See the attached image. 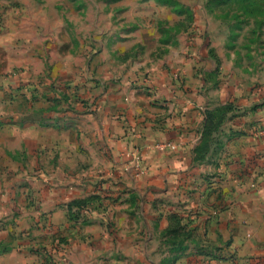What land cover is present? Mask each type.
I'll use <instances>...</instances> for the list:
<instances>
[{"label": "crops", "instance_id": "obj_1", "mask_svg": "<svg viewBox=\"0 0 264 264\" xmlns=\"http://www.w3.org/2000/svg\"><path fill=\"white\" fill-rule=\"evenodd\" d=\"M7 31L0 33V211L6 205L21 218L14 236L0 228L11 246L0 247V264H152L148 241L189 244L156 252L159 261L234 264L219 257L230 252L264 264L263 86L238 96L245 115L211 125L207 110L234 97L209 90L188 57L185 84L165 76L139 79L137 89L94 91L88 104L97 121L72 122L88 114L85 106L70 114L52 93L16 89L25 76L29 87L37 81L35 58L23 49L35 43ZM167 141L175 146L157 148ZM74 200L81 205L70 206ZM197 244L209 247L205 255Z\"/></svg>", "mask_w": 264, "mask_h": 264}, {"label": "rangeland", "instance_id": "obj_2", "mask_svg": "<svg viewBox=\"0 0 264 264\" xmlns=\"http://www.w3.org/2000/svg\"><path fill=\"white\" fill-rule=\"evenodd\" d=\"M7 29L19 42L30 38L35 43L23 51L24 56L29 51L35 58L37 81L29 87L31 81L24 84L25 76L16 89L52 93L55 103H63L62 109L70 114L76 112L78 103L85 106L88 114L75 115L69 119L72 122L97 121L88 104L94 91H120L126 85L137 89L134 82L139 79L165 76L185 84L181 65L188 57L194 59L193 68L209 90L234 97L223 100V105L215 102L213 108L223 107L228 122L248 110L236 101L242 94L252 87H264V0H0V33L5 30L7 35ZM16 71L20 74L25 69ZM58 105H53L54 111L60 112ZM20 218L5 205L0 211V228L14 236ZM39 218L43 221L45 215ZM0 239L3 251L11 247ZM39 243L43 241L35 244ZM187 244L148 241L144 250L152 264H176L171 256L161 261L153 257L160 250L187 249ZM195 246L199 255L209 248ZM229 254L223 252L219 257L234 264H251L248 258ZM186 258L183 264H209L206 257Z\"/></svg>", "mask_w": 264, "mask_h": 264}, {"label": "trees", "instance_id": "obj_3", "mask_svg": "<svg viewBox=\"0 0 264 264\" xmlns=\"http://www.w3.org/2000/svg\"><path fill=\"white\" fill-rule=\"evenodd\" d=\"M219 120L218 123H223L226 122V111H223L222 108H217L213 110H207L206 112V122L214 125L216 120ZM81 201L80 200H74L73 202L70 203V206H80ZM73 208V207H72Z\"/></svg>", "mask_w": 264, "mask_h": 264}, {"label": "built area", "instance_id": "obj_4", "mask_svg": "<svg viewBox=\"0 0 264 264\" xmlns=\"http://www.w3.org/2000/svg\"><path fill=\"white\" fill-rule=\"evenodd\" d=\"M175 144L171 141H167V142H160L157 144V148L160 149V150H166L170 147H174ZM134 167L136 168V170H138V173L141 174L143 173L144 169H143V166H142V162H141V156L140 154H137L135 157H134Z\"/></svg>", "mask_w": 264, "mask_h": 264}]
</instances>
